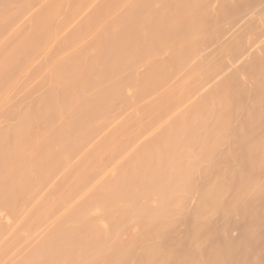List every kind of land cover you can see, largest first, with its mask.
I'll return each mask as SVG.
<instances>
[{"label": "bare ground", "instance_id": "6f19581e", "mask_svg": "<svg viewBox=\"0 0 264 264\" xmlns=\"http://www.w3.org/2000/svg\"><path fill=\"white\" fill-rule=\"evenodd\" d=\"M253 1L0 0V264H264Z\"/></svg>", "mask_w": 264, "mask_h": 264}, {"label": "rangeland", "instance_id": "374dc122", "mask_svg": "<svg viewBox=\"0 0 264 264\" xmlns=\"http://www.w3.org/2000/svg\"><path fill=\"white\" fill-rule=\"evenodd\" d=\"M254 1H255V0H254ZM254 1H253V3H255ZM252 5H254V4H252ZM254 6H255V5H254ZM252 7H253V6H252ZM252 7H251V8H252ZM252 9H256V6H255V8H252ZM254 11H255V10H254ZM255 15L257 16V14H255ZM255 15H254V16H255ZM253 21H255V20H253ZM256 56H258V55H256ZM260 57H261V54H260V56L257 57V58H260ZM243 80H246V79L244 78ZM240 85H241V84H240ZM241 87H242V85H241ZM245 89H246V88H245ZM243 90H244V89H243Z\"/></svg>", "mask_w": 264, "mask_h": 264}]
</instances>
